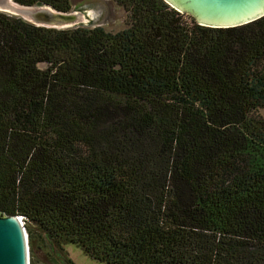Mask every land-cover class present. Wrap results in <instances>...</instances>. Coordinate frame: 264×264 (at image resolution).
Returning a JSON list of instances; mask_svg holds the SVG:
<instances>
[{
  "label": "trees",
  "instance_id": "16d2710c",
  "mask_svg": "<svg viewBox=\"0 0 264 264\" xmlns=\"http://www.w3.org/2000/svg\"><path fill=\"white\" fill-rule=\"evenodd\" d=\"M113 1L117 32L0 11V210L30 254L37 227L104 264H264V16Z\"/></svg>",
  "mask_w": 264,
  "mask_h": 264
},
{
  "label": "water",
  "instance_id": "95a60500",
  "mask_svg": "<svg viewBox=\"0 0 264 264\" xmlns=\"http://www.w3.org/2000/svg\"><path fill=\"white\" fill-rule=\"evenodd\" d=\"M180 13L192 16L202 26L231 28L264 16V0H164ZM0 11L21 17L34 25L63 29L79 25L80 12H63L49 5H21L0 0ZM18 215L0 210V264H30L28 234ZM26 220V219H25Z\"/></svg>",
  "mask_w": 264,
  "mask_h": 264
},
{
  "label": "rangeland",
  "instance_id": "374dc122",
  "mask_svg": "<svg viewBox=\"0 0 264 264\" xmlns=\"http://www.w3.org/2000/svg\"><path fill=\"white\" fill-rule=\"evenodd\" d=\"M71 12H80L83 18L80 25L86 27L102 26L105 30L117 32L127 26V14L113 0H70ZM6 13V12H5ZM264 115V111H260ZM30 258L34 264H104L85 254L74 244L58 246L44 232L32 227Z\"/></svg>",
  "mask_w": 264,
  "mask_h": 264
},
{
  "label": "flooded vegetation",
  "instance_id": "af4514ba",
  "mask_svg": "<svg viewBox=\"0 0 264 264\" xmlns=\"http://www.w3.org/2000/svg\"><path fill=\"white\" fill-rule=\"evenodd\" d=\"M66 263H67V264H70V261L68 260V261H66Z\"/></svg>",
  "mask_w": 264,
  "mask_h": 264
},
{
  "label": "built area",
  "instance_id": "2783aa9c",
  "mask_svg": "<svg viewBox=\"0 0 264 264\" xmlns=\"http://www.w3.org/2000/svg\"><path fill=\"white\" fill-rule=\"evenodd\" d=\"M20 218H22V217H20ZM21 220H23V219H21ZM24 222V221H23Z\"/></svg>",
  "mask_w": 264,
  "mask_h": 264
}]
</instances>
